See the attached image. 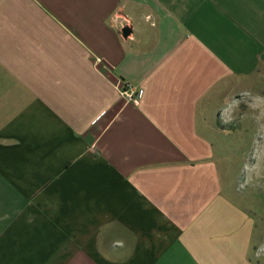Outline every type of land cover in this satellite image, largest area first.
<instances>
[{
    "label": "crops",
    "instance_id": "crops-1",
    "mask_svg": "<svg viewBox=\"0 0 264 264\" xmlns=\"http://www.w3.org/2000/svg\"><path fill=\"white\" fill-rule=\"evenodd\" d=\"M239 96L264 0H0V264H264Z\"/></svg>",
    "mask_w": 264,
    "mask_h": 264
},
{
    "label": "rangeland",
    "instance_id": "rangeland-1",
    "mask_svg": "<svg viewBox=\"0 0 264 264\" xmlns=\"http://www.w3.org/2000/svg\"><path fill=\"white\" fill-rule=\"evenodd\" d=\"M242 100H245L243 96L234 98L231 105L232 108L237 106V111L246 112L243 117H237L238 121L232 128L236 135L233 139L238 138L243 141L238 144L233 143V149L239 145L242 151L234 152L233 158L227 160V170L230 166L231 170L241 171H239L240 179L237 181L238 191L247 197L246 205H249L251 211L258 213L264 222V108L252 110L251 106L242 103ZM219 161L221 163V159ZM222 170H224L223 165Z\"/></svg>",
    "mask_w": 264,
    "mask_h": 264
},
{
    "label": "built area",
    "instance_id": "built-area-1",
    "mask_svg": "<svg viewBox=\"0 0 264 264\" xmlns=\"http://www.w3.org/2000/svg\"><path fill=\"white\" fill-rule=\"evenodd\" d=\"M100 63H101V60H97V64H100ZM122 94L126 95L128 100L138 103L140 101V98L143 96V91L141 90L139 92H134L133 90L125 89L124 91H122Z\"/></svg>",
    "mask_w": 264,
    "mask_h": 264
},
{
    "label": "water",
    "instance_id": "water-1",
    "mask_svg": "<svg viewBox=\"0 0 264 264\" xmlns=\"http://www.w3.org/2000/svg\"><path fill=\"white\" fill-rule=\"evenodd\" d=\"M123 33H124V36L127 37V36L130 35L131 30H130L129 28L126 27V28L123 29Z\"/></svg>",
    "mask_w": 264,
    "mask_h": 264
}]
</instances>
